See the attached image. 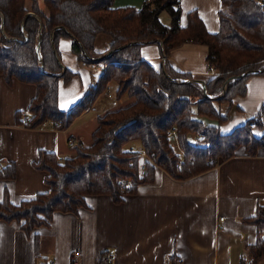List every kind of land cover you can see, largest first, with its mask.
I'll use <instances>...</instances> for the list:
<instances>
[{"label": "trees", "instance_id": "trees-1", "mask_svg": "<svg viewBox=\"0 0 264 264\" xmlns=\"http://www.w3.org/2000/svg\"><path fill=\"white\" fill-rule=\"evenodd\" d=\"M29 1L0 0V73L9 81L16 77L37 86L26 118L22 119L24 111L16 112L18 123L36 128L49 119L52 128H67L111 81L118 84V97L128 94L134 99L99 116L92 143L73 157L60 161L55 152L40 149L35 165L48 172L49 190L18 202L5 191L0 220L17 221L31 233L48 225L56 211L76 212L89 195L108 194L121 201L136 186L153 182L162 167L176 178H187L216 165L220 157L232 156L241 145L251 154L264 148V102L260 112L230 131L220 129L228 115L217 105L245 95L253 74L264 75V67L260 70L264 66V0H221L216 31L207 28L196 9L187 12V23L182 24L180 0H147L140 8L116 7L114 0ZM163 11L170 15L169 24L160 18ZM101 33L111 37L104 52L95 50ZM61 37L71 38L78 61L107 65L98 82L89 85L68 109L60 108L59 86L75 72L60 61ZM188 41L205 45L206 59L218 71L204 86L195 78L178 81L179 76L192 74L167 60L165 71L162 60L157 63L142 57L146 43H160L166 55ZM97 54L103 56L93 59ZM204 117L218 124L205 122ZM256 127L263 132L257 134ZM171 128L178 132L181 151L170 143ZM192 133L199 134L198 142L190 140ZM134 141L138 148H126ZM144 153L151 158L145 159ZM0 177L15 178V163L0 168ZM120 178L132 179L134 185L124 192ZM249 220L258 232L256 242L247 246L244 264H257L264 255V206H257ZM36 236L37 232L35 243Z\"/></svg>", "mask_w": 264, "mask_h": 264}, {"label": "crops", "instance_id": "crops-1", "mask_svg": "<svg viewBox=\"0 0 264 264\" xmlns=\"http://www.w3.org/2000/svg\"><path fill=\"white\" fill-rule=\"evenodd\" d=\"M145 1L114 0V6L140 8ZM180 3L182 24L187 23V12L196 9L210 31L218 29L221 0ZM110 43L111 37L101 33L95 50L104 52ZM58 45L60 61L75 72L59 86L60 108L68 109L94 81L95 65L104 68L101 63L79 62L71 38L61 37ZM102 47L105 49H99ZM141 52L144 59L157 63L163 57L162 45L156 42L144 44ZM206 54L204 45L184 42L171 49L166 60L207 81L214 74L208 70ZM246 84L245 95L235 96L232 103H218L221 113L228 115L220 125L222 131H230L261 111L264 75L253 74ZM36 92V84L16 77L9 81L0 73V168L10 162L16 165L15 178L0 177V200L5 191L15 202L48 191V172L35 165L39 150L72 157L76 153L73 148H78L68 139L80 143L85 138L74 127L88 117L89 108L65 129L18 123L16 112L24 111V120ZM255 131L263 132L260 128ZM92 133L86 145L91 144ZM259 205L264 206V148L251 154L241 145L232 156L187 178H176L160 169L153 182L136 186L119 202L108 194L89 195L76 212L56 211L48 225L31 233L17 221L0 220V264H74L75 250L80 251L79 264H244L248 244L257 240V226L249 219ZM109 255L110 261L106 259ZM257 264H264V255Z\"/></svg>", "mask_w": 264, "mask_h": 264}, {"label": "rangeland", "instance_id": "rangeland-1", "mask_svg": "<svg viewBox=\"0 0 264 264\" xmlns=\"http://www.w3.org/2000/svg\"><path fill=\"white\" fill-rule=\"evenodd\" d=\"M27 2H29L30 4H31V2L29 1V0H27ZM161 20L164 22V23H169L170 22V15H169V13L167 12V11H164L163 12V14H161ZM98 40H103L102 39V37L100 36L99 37V39ZM188 42H190V41H188ZM190 43H193V42H190ZM183 44V43H182ZM196 44V43H195ZM202 45V44H201ZM205 46V45H204ZM104 47V46H103ZM99 48V49H105V48ZM109 47V46H108ZM206 47V46H205ZM163 48V47H162ZM206 51H207V47H206ZM99 52V51H98ZM103 54H105V53H103ZM103 54H97V55H95V56H93V59H99V58H101L102 56H103ZM167 55H169V54H166V58H167ZM207 55V54H206ZM77 57V56H76ZM207 60V59H206ZM80 62V61H79ZM208 62V61H207ZM99 63H101V65L103 66V68L105 69L106 68V64H104V63H102V62H99ZM163 68H164V70L166 71L167 70V68H166V65H165V61L163 60ZM208 70L210 71V73L211 74H216V72H218V71H216L215 70V68H213V66L212 65H210L209 63H208ZM102 71H103V69L102 68H100V67H97L96 65H95V68H94V70L92 71V73H93V77H95V79H94V81L92 82V84L91 85H93V84H95V83H97L98 82V80H99V74H101L102 73ZM251 72H255V71H251ZM59 73H61V72H59ZM192 74V73H191ZM197 79V81L200 83L201 81H204V79L203 78H201V77H199L197 74L196 75H194V74H192V76H189V77H187V76H179L178 78H177V80L178 81H186V80H188V79ZM234 77H231V79H233ZM201 84V83H200ZM202 85V84H201ZM117 86H118V84H117V82L116 81H111L110 83H109V85L107 86V88L104 90V91H102L98 96H97V98L93 101V103H92V105H90L89 106V109H92V111H90V113L88 114V117H86V118H83L82 120H80L78 123H76V125H75V127H74V130H76V131H79V132H81L83 135H84V137L85 138H81V142L80 143H82V145L83 146H81V145H79L80 143H78V141H77V143L75 142V140H74V142H75V145H73V147H76V148H78V150H84V148H85V146H88V145H86V144H88L89 142H86V141H91V133H92V130H93V128H94V126L97 128V126H98V117L99 116H101V115H104L108 110H114V109H117V108H120V107H123V106H126L127 104H129V103H131L132 101H133V97H130L128 94H124V95H122L121 97H118L117 96V94H116V89H117ZM226 87V84H224V88ZM107 91H110V95H108L107 94ZM224 94V90L223 91H221V93H220V96L221 95H223ZM227 101L228 100H225L224 101V103H226L227 104ZM223 103V102H222ZM220 104V103H219ZM218 105V104H217ZM232 105V104H231ZM88 109V108H87ZM86 110V109H85ZM84 110V111H85ZM83 112V111H82ZM81 112V113H82ZM80 113V114H81ZM79 114V115H80ZM78 115V116H79ZM204 118H206L207 120H212L211 118H208V117H204ZM50 123L51 122H49L48 124H47V127H53V126H51L50 125ZM215 123V122H214ZM217 123V122H216ZM218 124V123H217ZM37 128H41V126H39V127H37ZM95 128V129H96ZM257 128V127H256ZM258 128H260V127H258ZM59 129V128H58ZM63 129H65V128H63ZM94 129V130H95ZM171 129H174V130H176V128H171ZM261 129V128H260ZM196 134H198V133H192L191 135H190V140H192L193 142H194V136L196 135ZM198 136H199V134H198ZM170 139V143H171V145L173 146V148H175L177 151H181V149H180V144H179V139H178V132H177V139H174V138H169ZM93 140V139H92ZM92 143V142H91ZM90 145V144H89ZM79 146V147H78ZM130 147H136V148H138L139 147V143L137 142V141H134V142H130V143H128L127 145H126V148H130ZM73 150H75V152H77L78 150L77 149H74L73 148ZM76 154V153H75ZM148 156V158H151L149 155H145V153H144V155H143V157H145V159H147L146 157ZM59 157V156H58ZM73 157V156H72ZM60 159V161H63V158H65V157H59ZM221 159V157L218 159V160H220ZM152 160L155 162V160L153 159V157H152ZM161 169V168H160ZM162 171H165L164 169H163V167H162ZM166 172V171H165ZM120 180H127V179H125V178H120L119 179V182H120Z\"/></svg>", "mask_w": 264, "mask_h": 264}, {"label": "built area", "instance_id": "built-area-1", "mask_svg": "<svg viewBox=\"0 0 264 264\" xmlns=\"http://www.w3.org/2000/svg\"><path fill=\"white\" fill-rule=\"evenodd\" d=\"M162 60H164V61L166 60V55H165V54L163 55ZM107 94L110 95V91H107ZM49 122H50L49 119L45 120V121L42 123L41 127H47V124H48ZM168 137H169V138L177 139V130H174V129L169 130V131H168ZM194 140H195V142H198V140H199V136H198V134H196V135L194 136ZM68 143H69L70 145H75L74 140L71 139V138L68 139ZM145 155H146V154H145ZM58 159H60V158L58 157ZM142 171H143V172L146 171V168H145L144 165L142 166ZM120 184H121V187L123 188V191H124V192H126L127 189L131 188V187L134 185L132 179H127L126 181H125V180H124V181H123V180H120ZM220 219L223 220V219H224V216H221ZM79 256H80V251H79V250H75V251L73 252V263H74V264H79ZM111 258H112L111 255H109V256H107L106 259H107L108 261H110ZM40 264H53V263L50 262V261H48V262L43 261V262H41Z\"/></svg>", "mask_w": 264, "mask_h": 264}, {"label": "water", "instance_id": "water-1", "mask_svg": "<svg viewBox=\"0 0 264 264\" xmlns=\"http://www.w3.org/2000/svg\"><path fill=\"white\" fill-rule=\"evenodd\" d=\"M39 50H40V44L38 43V44H37V51L39 52ZM263 67H264V66H262V67L260 68V70H261ZM200 83H201L203 86H204V84H205L204 81H201ZM209 96H212V95L209 94Z\"/></svg>", "mask_w": 264, "mask_h": 264}]
</instances>
